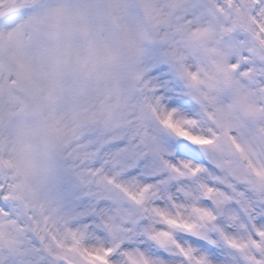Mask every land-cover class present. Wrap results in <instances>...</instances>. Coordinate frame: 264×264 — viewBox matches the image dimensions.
<instances>
[{
    "label": "rangeland",
    "instance_id": "1",
    "mask_svg": "<svg viewBox=\"0 0 264 264\" xmlns=\"http://www.w3.org/2000/svg\"><path fill=\"white\" fill-rule=\"evenodd\" d=\"M175 137L264 165V0H0V264H108L116 142Z\"/></svg>",
    "mask_w": 264,
    "mask_h": 264
},
{
    "label": "snow or ice",
    "instance_id": "2",
    "mask_svg": "<svg viewBox=\"0 0 264 264\" xmlns=\"http://www.w3.org/2000/svg\"><path fill=\"white\" fill-rule=\"evenodd\" d=\"M115 147L129 213L108 264H264V165L241 179L182 137L161 155Z\"/></svg>",
    "mask_w": 264,
    "mask_h": 264
}]
</instances>
